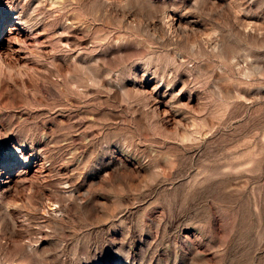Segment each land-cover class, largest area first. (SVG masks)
Wrapping results in <instances>:
<instances>
[{
  "label": "rangeland",
  "instance_id": "obj_1",
  "mask_svg": "<svg viewBox=\"0 0 264 264\" xmlns=\"http://www.w3.org/2000/svg\"><path fill=\"white\" fill-rule=\"evenodd\" d=\"M0 264H264V0H0Z\"/></svg>",
  "mask_w": 264,
  "mask_h": 264
}]
</instances>
